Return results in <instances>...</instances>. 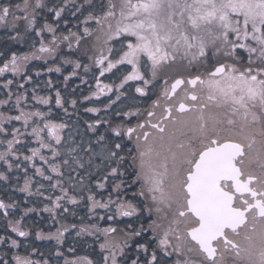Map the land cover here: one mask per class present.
Instances as JSON below:
<instances>
[{
    "label": "snow or ice",
    "instance_id": "1",
    "mask_svg": "<svg viewBox=\"0 0 264 264\" xmlns=\"http://www.w3.org/2000/svg\"><path fill=\"white\" fill-rule=\"evenodd\" d=\"M44 12L53 14L55 26L45 22L37 27ZM65 13L78 20L77 30L57 34L60 21L70 23ZM22 25L25 34L34 30L41 41L38 49L35 42L30 45L31 52L11 51L9 56L8 44L0 50V77L7 90V98L0 100L6 106L0 111V161L11 170L10 158L19 160L16 145L24 133L12 125L22 122L38 144L24 161L38 157L47 168L33 163L35 173L59 191L54 199L47 197L52 206L43 211L59 223L57 210H62L61 219L70 212L65 203L76 206L86 200L88 219L97 222L70 225L77 237L93 238L85 254L77 251L87 241L64 248L65 224L35 233L36 240L55 242L45 250L12 235L0 236L5 246L0 264H264V0L0 3V28L15 33L9 42L25 41ZM45 31L52 34L47 44ZM64 42L78 53L75 60L62 58L73 66L70 75L83 68L95 81L96 90L85 100L111 93L115 98L108 97L109 109L131 90L147 105L116 111L119 123L98 119L88 124L97 135L95 145L66 132L69 125L51 118V107L47 112L22 107L25 84L32 80L28 62L46 59L40 54L54 55ZM17 77L23 82L16 83ZM14 84L24 91L15 93L10 104ZM32 99L41 105L52 101L35 88ZM65 103L57 91L55 105L67 113ZM76 103L71 101L73 107ZM13 109L17 115L10 114ZM101 124L107 125L105 133L98 132ZM0 180L8 176L0 172ZM30 181L25 179L21 191H29ZM40 189L37 195L43 196ZM16 206L0 200L4 217L14 215L9 210ZM21 219L9 220L8 228L26 240L30 232ZM145 234L150 238L144 239Z\"/></svg>",
    "mask_w": 264,
    "mask_h": 264
},
{
    "label": "flooded vegetation",
    "instance_id": "2",
    "mask_svg": "<svg viewBox=\"0 0 264 264\" xmlns=\"http://www.w3.org/2000/svg\"><path fill=\"white\" fill-rule=\"evenodd\" d=\"M56 22V21H55ZM80 70V69H78ZM98 74V73H97ZM76 76V75H75ZM71 77V75L69 76ZM104 80L105 83H108L109 81L105 78H101ZM1 81V79H0ZM91 81L93 85L90 86L88 91L90 90V93L95 91V81L92 78L91 74ZM1 85V82H0ZM58 90H56L53 86L49 87V89L46 91L44 96H51L52 101L50 102L49 105H44L43 108L45 112H47L48 108L51 107L52 109V116L55 121L57 122H66V120H69L67 117L74 116V121L76 119H80L79 117V111L75 112H70L67 111L65 113L64 109L58 108L55 105V94ZM88 91L85 93V95L88 93ZM137 96V100L133 101L132 96ZM112 96L114 99L115 97L109 93L108 96H101L99 99L101 101V106L105 105L108 103V97ZM155 98V97H153ZM64 99V98H63ZM96 100V98H95ZM150 103V101H149ZM100 104V103H99ZM141 107L142 109L146 107L147 105L144 104L140 98L138 97V94H135L134 91H129L127 96L121 97L120 101H117L115 105L112 106V108L107 109V114L104 116H101V120H108L112 123H119L120 118L115 116L116 111H126L130 107ZM65 107V106H64ZM95 116V115H93ZM96 120L99 119V117H94ZM96 120L92 121V124L95 123ZM107 128V125L101 124V126L98 128L99 133H105ZM24 135L18 137L21 140V145L23 142L26 140L28 141L25 143L26 150H24V153L20 150L18 153L19 160H16L14 158H10L13 163V168L11 170L8 169L7 165L3 162L0 161V172H3L6 176H8V180H0V200H3L7 204H13L15 203L17 206L14 209H10V213L14 212V215H9L8 217H4L2 215L3 210H0V236L3 235H12L13 238L20 239L22 241H25L26 243H34L38 248L41 250H45L46 247L50 244H54V241H49V240H36L35 239V233L37 231H43L44 233L48 232H54L56 227H59L60 224H65V217L66 215L70 214L72 212H75L76 215L80 214L82 211L81 208V203L79 205L73 206V205H68L65 203V206L70 209L69 213H64L63 216L64 218L61 219L59 213L62 210H57V220L59 219V223H55V221L52 220V216L50 213L43 211L45 206L51 207V202L47 199L48 196H52L53 199L55 198L56 195H59V191H52L49 187L50 182L45 180L43 177H40L35 173V168L33 167V163H35L36 166L38 167H44L45 169L47 166L43 165V162L39 160V158H35L33 162L30 161H24L23 157L25 155H31L30 149L34 147H38V144L35 141L34 137H28L27 136V131L30 130H20ZM67 132V131H66ZM74 132V134H73ZM72 134L73 136H76L79 140H81V133L80 130H73ZM11 139V137H8ZM89 140L91 143L95 145L96 140H97V135L91 132V137H89ZM20 148V144L16 145V147ZM0 151H3V146H0ZM45 155H48L47 150L42 149L41 150ZM19 163L20 167L17 168L15 165ZM20 169V170H19ZM25 169H27V172H25ZM46 174H50L46 170ZM26 178H31L30 181V189L28 192L21 191V189L24 187L25 184V179ZM54 182V181H52ZM85 182H88L87 179ZM94 184V180L92 181ZM67 184V179L65 178V186ZM40 185H43L44 187L40 189ZM37 189H40V191L44 192L43 196L37 195ZM107 196V192L104 193L103 199ZM97 199H101V197L98 195ZM35 209V211L27 212L25 213L26 209ZM97 213L100 215H104V210L102 209H97ZM22 218V219H21ZM14 219H21V225L24 228V230H27L30 232L29 237L25 240V238H20L17 237L15 233H11L10 229L8 228V221L9 220H14ZM92 223L97 222L94 219L91 220ZM100 226L104 227L106 224H104V221H99ZM120 226H123L121 224ZM66 235V233H65ZM147 234H145L144 239H149L150 237ZM140 239V238H138ZM93 240V238H92ZM5 250V246L0 245V253H2Z\"/></svg>",
    "mask_w": 264,
    "mask_h": 264
},
{
    "label": "trees",
    "instance_id": "3",
    "mask_svg": "<svg viewBox=\"0 0 264 264\" xmlns=\"http://www.w3.org/2000/svg\"><path fill=\"white\" fill-rule=\"evenodd\" d=\"M8 2H10V0H0V3H8ZM11 2L15 3V2H19V0H11ZM54 2L58 4V3H60V0H54ZM77 2H79V0H77ZM65 16L70 21V23L67 26H65L63 21H61L59 24V29H58L57 34H59L60 32H63L66 35L68 28H71L73 31L77 30L76 23L78 24V20L74 17H71L68 13H65ZM81 19H82V17H81ZM52 20H53V14L48 13V12H44L41 14L40 17H38L37 27H42V25L45 22L52 23L55 26L56 22H54V20L53 21ZM93 27H94V25H93ZM20 32L22 35H25V41L23 43L9 42L8 36L9 35H15V33L9 32L8 30H6L4 28H0V50H3L5 44H8V46L10 48V51L8 54L10 56L11 51H16L18 53L33 51V49L30 47V45L33 42H35L36 48L37 49L39 48L41 37L36 36L34 30L29 31L27 34H25L24 33V27L22 25L20 27ZM42 35H43V42L45 44H47L48 41L51 40L52 34L45 31ZM74 48H75V46H74ZM40 55L45 56L46 59H32L28 62L27 74L32 76V80H31V82L25 84V88L27 89V101L22 104V107H25L26 110H35V108H39L41 111H43L44 105L38 104L35 100L32 99V91L35 88V92L37 95L44 96L46 91L49 89L47 82L49 80H51V86H53L56 90H58L61 93V96L66 101L64 106H65V108H67V111L75 112L78 110L81 112V117H80L79 121H78V119H76L74 121V116L69 117L70 121L68 122V125H69L68 130H80L81 140L85 144H87L88 142H90L89 137H88L89 135L87 136L86 133L82 132L81 130L88 131L87 126L90 123L91 119H90V116H87L84 113V109L86 107V104L90 105V101H82L81 98H82V96L85 95V93L88 91L90 86L93 85V83L91 81V74L92 73L90 72L88 74H85L83 72V68H81L80 70H77L78 74L76 76H71L67 81H65L64 77L70 76V74L73 70V66L71 64H65L63 62L62 58L67 57L68 59H72V60H75L78 58V53H75L73 50L68 49L67 42L60 44L57 52L52 56H47V54H40ZM83 63H88V61L83 60ZM0 66H2V64H0ZM56 67L61 68V71L59 73L54 71V69ZM49 68H52L53 71L49 72L48 71ZM37 72L40 73L39 76L36 75ZM7 77L13 78L10 73L7 74ZM0 79H1V81H0L1 82L0 100H2V99L7 98L5 95V92L7 90H5L2 87V84L4 82V77H0ZM15 79H16V83L23 82V79L21 77H17ZM82 80L86 81V83H82ZM10 90L14 93L12 100L9 101V103L12 104L15 101V93H18V92H21L24 90L19 89L16 86V84L10 86ZM72 100H76V102H77L75 107H73L71 104ZM0 111H6V106L0 105ZM10 114L11 115H17L18 112L15 109H13L10 112ZM18 122L19 121H14L12 126L19 128L20 130H25L23 128V126H20V124ZM78 124L81 126V128L79 127L80 129L79 128L74 129V127L77 126ZM12 126H9V127H12ZM27 130H30V128ZM21 133H22V131H21ZM27 142L28 141L26 140L25 142H23L22 145L20 144V148H19V146L17 147L23 153H24V150H26V147L24 144ZM20 169H21V167H20ZM83 195L85 196L86 194L83 193ZM81 208H82V211L80 214L75 215V216L67 214L65 217V223H66V225L69 226V232L65 235L66 242H65L64 248L66 249L67 247L72 246L77 240L87 241V245H85L84 248H81L78 246L77 254H85L84 249L87 248L88 245H92V237H87V236L77 237L75 235V230L70 228V225H72V224L79 225L81 223H92L91 220H89L87 217L90 214H88V212L84 211L82 205H81ZM81 217L84 218L83 221L80 219ZM58 221L60 222L59 219H58ZM55 223H57V222L55 221ZM104 224H105V222H104ZM88 254L92 255L90 248H88ZM92 258L95 259L97 257L92 255Z\"/></svg>",
    "mask_w": 264,
    "mask_h": 264
},
{
    "label": "rangeland",
    "instance_id": "4",
    "mask_svg": "<svg viewBox=\"0 0 264 264\" xmlns=\"http://www.w3.org/2000/svg\"><path fill=\"white\" fill-rule=\"evenodd\" d=\"M53 20H54V22H55V18H54V16H53ZM52 20V21H53ZM61 22V21H60ZM75 22V21H74ZM76 23V22H75ZM76 25H77V23H76ZM91 94L92 93H90V90L88 91V93L86 94V95H84V96H82V98H81V100L82 101H90V105H87L86 104V107H85V109L86 108H89V107H96V108H99L100 109V111L98 112V113H91V112H86L85 111V109H84V113L87 115V116H90V119H91V121H90V123L89 124H92V121L93 120H96L94 117H99V120H101V116H104V115H106L107 114V109L104 107V105L103 106H101V102H97V101H101L100 99H96L95 100V97H93L92 99H90V100H85L84 99V97H86V96H91ZM100 103V104H99ZM71 106V105H70ZM93 115H95V116H93ZM79 117H81V112L79 111ZM68 119H69V117H67ZM102 120H104V119H102ZM70 120H66V122H67V124H68V122H69ZM19 124H20V126H22V122H18ZM81 128V126L78 124L77 126H75L74 127V129H78V128ZM79 128V129H80ZM65 131H69L68 129H66ZM82 132H85L86 133V135L88 136V137H91V131H86V130H81ZM71 132H73V130H71ZM73 134H74V132H73ZM86 183H88V182H86ZM66 186H67V184H66ZM70 194H73V193H70ZM76 195H77V198L79 199V193H75ZM85 197L87 196V192H85ZM130 195V194H129ZM104 199H107V196L104 198ZM87 201L86 200H84V201H82L81 202V205H82V207H83V209H84V211L85 212H88V210H87ZM89 214V213H88ZM88 217V216H87ZM121 219H127V218H121ZM123 227V226H122ZM67 234V233H66ZM148 237V236H147ZM138 239V238H137Z\"/></svg>",
    "mask_w": 264,
    "mask_h": 264
}]
</instances>
